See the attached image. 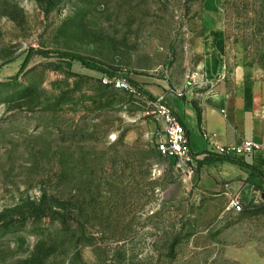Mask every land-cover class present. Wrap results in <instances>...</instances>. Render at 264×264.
Wrapping results in <instances>:
<instances>
[{
	"label": "rangeland",
	"instance_id": "rangeland-1",
	"mask_svg": "<svg viewBox=\"0 0 264 264\" xmlns=\"http://www.w3.org/2000/svg\"><path fill=\"white\" fill-rule=\"evenodd\" d=\"M220 7L0 0V264H264V199L235 212L202 190L198 164L159 154L155 101L115 82L196 88L219 33L255 91L264 146V0Z\"/></svg>",
	"mask_w": 264,
	"mask_h": 264
},
{
	"label": "crops",
	"instance_id": "crops-1",
	"mask_svg": "<svg viewBox=\"0 0 264 264\" xmlns=\"http://www.w3.org/2000/svg\"><path fill=\"white\" fill-rule=\"evenodd\" d=\"M220 6L221 0H203V10L208 17L220 14ZM203 43V80L198 87L182 94L165 88H156L152 93L180 118L190 149L199 161L216 155L211 145L228 146L241 140L260 142L261 135L255 91L245 84L242 70L235 74L228 70L221 55L224 38L210 32ZM159 125L163 131L165 124L159 121ZM239 160L244 165L220 160L199 167L201 189L229 203L234 197L244 205L263 198L264 180L260 175L264 176V155H248Z\"/></svg>",
	"mask_w": 264,
	"mask_h": 264
},
{
	"label": "built area",
	"instance_id": "built-area-1",
	"mask_svg": "<svg viewBox=\"0 0 264 264\" xmlns=\"http://www.w3.org/2000/svg\"><path fill=\"white\" fill-rule=\"evenodd\" d=\"M116 86L127 91H134L130 83L125 80H116ZM155 117L165 124L164 130L158 135L157 149L159 154L169 160L178 161L187 166H196L199 157L190 149L186 128L180 118L164 103H153ZM208 139L209 136L207 135ZM212 152L228 159H241L248 155H264V146L254 140H241L238 144L220 146L211 145ZM229 208L235 212H242L243 202L234 197L229 203Z\"/></svg>",
	"mask_w": 264,
	"mask_h": 264
},
{
	"label": "trees",
	"instance_id": "trees-1",
	"mask_svg": "<svg viewBox=\"0 0 264 264\" xmlns=\"http://www.w3.org/2000/svg\"><path fill=\"white\" fill-rule=\"evenodd\" d=\"M34 54H40L42 56H48L46 53L42 52V51H35L33 50L32 53L30 54V58L31 56H33ZM60 58H67L70 60L71 64H77L79 65L81 68H85L91 71H98L100 73H102L103 75H107L110 78H115L116 74L109 72L107 70H104L100 67H98L97 65H95L94 63H91L90 61H88L87 59H85L82 56L76 55V54H72V53H62L59 55ZM130 85L134 88H136L137 90L140 91V93L146 95L150 100L153 101H157V99H155L150 93H148L147 91H145L144 89H142V87L139 85V83H137L136 81H129ZM14 84V83H12ZM11 85V83H1L0 82V86H9ZM220 160H228L240 165H244V163H242L240 160L238 159H228L219 155H209L208 157H206L203 161H199L198 165L199 167L203 166L204 164L213 162V161H220ZM250 168L254 169L253 166H250ZM262 177V179L264 180V176L260 175ZM253 204V203H251ZM249 204V206L251 205Z\"/></svg>",
	"mask_w": 264,
	"mask_h": 264
},
{
	"label": "water",
	"instance_id": "water-1",
	"mask_svg": "<svg viewBox=\"0 0 264 264\" xmlns=\"http://www.w3.org/2000/svg\"><path fill=\"white\" fill-rule=\"evenodd\" d=\"M263 199H264V196H263Z\"/></svg>",
	"mask_w": 264,
	"mask_h": 264
}]
</instances>
